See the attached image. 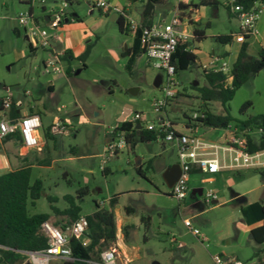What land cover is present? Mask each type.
<instances>
[{
    "label": "rangeland",
    "instance_id": "rangeland-1",
    "mask_svg": "<svg viewBox=\"0 0 264 264\" xmlns=\"http://www.w3.org/2000/svg\"><path fill=\"white\" fill-rule=\"evenodd\" d=\"M44 1L33 2L38 17L42 14L41 7L47 10L55 7L54 0ZM200 1L167 0L160 5L163 21L155 19V23L170 21L178 11L181 20L186 21L188 33L194 28L209 33L203 41L204 50L209 53L215 50L219 54L232 43L222 44L212 35L238 31L237 22L228 9L231 0H217L216 7L200 6ZM180 2L194 8L198 6L201 11L205 9L201 22L190 24L189 9L179 11ZM140 4L132 7L136 19L140 16ZM29 8L26 0H0V96L6 94L4 87H8L14 99L24 104L39 98L40 107L46 110L44 124L58 120L72 124L69 134L46 137L48 147L42 157L44 162L35 167L31 175V182L36 179L43 182V195L33 206L29 204L30 214L49 215L50 223L60 225L69 221L64 211L70 202L80 207L79 216H89L96 210L95 203L109 208V199L117 196L114 213L121 229L114 244L99 252L96 249L94 260L97 262L101 263L102 252L109 248L120 251L117 264H214L215 255L243 264L263 261L264 242L251 238L249 230V226L256 223L250 204L264 203V180L255 172L260 169L191 174L188 196L178 201L170 194L164 180L169 166L179 164L175 142H145L136 138L133 150L125 145L117 152H105L108 132L118 127L115 112L124 110L126 103L142 114L143 129L144 124L158 125L159 120L167 116L176 124L178 133H189L183 125L190 123L192 113L200 106L199 92L192 88L193 83L198 82L200 88L207 85L199 62L177 72L179 92L174 104L167 108L166 115L157 114L152 99L160 97L161 92L155 88L154 81L158 74L163 76L165 72L155 68L143 55L133 68H127L125 55L121 56L123 59L119 56V60H114L113 53L121 54L125 43H122L118 24L111 21L110 16H100L95 10L90 16L83 6H75L82 20L64 32L74 34L78 43L91 44L92 50L85 62L79 58L68 62L59 61L48 48L30 53L24 29L17 21L18 15ZM124 9L129 15V9ZM40 17L39 24L43 25V15ZM260 21L264 29V10ZM13 25L17 26L19 35L14 33ZM83 32L87 36L84 37ZM187 42L196 43L192 38ZM86 47L85 44L84 51ZM223 59L231 63L230 59ZM49 62L53 65L45 70ZM68 66L73 72L71 75L67 74ZM50 85H54V89L49 90ZM247 102L251 105L242 113L241 108ZM229 107L236 121L264 114V70L235 92ZM211 109L215 114L223 113L218 102H213ZM198 124L192 126L200 127ZM198 135L201 140L216 144H222L224 137H228L227 131L214 128L200 130ZM103 169H107L106 173ZM207 177H213L214 182L203 184L201 180ZM198 187L214 191L217 202L206 203L204 196L193 194L192 190ZM51 207L58 212L53 213ZM126 207L134 212L126 214ZM143 217L149 218L147 226L141 221ZM185 219L191 220L206 241L201 242L200 237L192 234L184 224ZM61 262L53 260L51 264Z\"/></svg>",
    "mask_w": 264,
    "mask_h": 264
},
{
    "label": "built area",
    "instance_id": "built-area-1",
    "mask_svg": "<svg viewBox=\"0 0 264 264\" xmlns=\"http://www.w3.org/2000/svg\"><path fill=\"white\" fill-rule=\"evenodd\" d=\"M30 6L34 0H26ZM41 3H45L41 0ZM55 7L45 10L48 20L43 21V25L39 24L36 17L31 11L22 12L18 15L17 21L24 29V38L29 43L32 49L49 48L53 40H60V30L66 23L76 21L74 10L75 6L85 4L92 10H96L103 16L117 15L124 19V26L130 33L137 35L141 47L148 61L153 63L154 67L163 70L165 75L162 76V81L159 86L161 96L153 98V110L157 114H165L171 102L176 98L179 92L178 83L176 80V65L173 62V56L176 53L178 39L187 41V33L184 28L181 31L177 30V26L182 24L178 11L175 12L171 21L164 27L150 26L144 27L132 20L126 9L118 7L111 0H54ZM231 12L235 13L239 27L238 31L232 36L239 43L244 44L251 37L259 35L258 20L264 9L262 0H253L249 6L240 3L239 0H231L228 4ZM53 65L49 62L45 65V70L48 66ZM207 71L220 72L226 78V83L232 81V66L229 65L223 58L216 57L212 66H204ZM11 102L9 99L3 100V109L10 110ZM203 113L198 110L192 113L189 119V133H178L170 119L165 116L159 120V124L146 123L145 130L158 132L156 141L162 143L175 142L177 145V156L181 167V175L176 183L170 189V194L178 201L184 200L189 193L188 183L191 177V169L196 168L200 174L213 175L220 172L222 169H264V149L259 151H249L246 135H255L264 139V129L255 127L253 129L243 130L236 126L228 128V140L224 144H216L206 142L199 138L197 127L192 124L198 123L196 120L202 118ZM132 122H141L142 114L133 113ZM200 125V124H198ZM201 126V125H200ZM42 129V121L38 115H27L18 119L3 118L0 120V140L7 137L17 135L21 146L26 150L40 149L41 142L39 139V131ZM68 126L63 121L53 123L49 132L52 135L65 134ZM113 137V135H115ZM109 142L105 148V152H117L125 145V138L122 134L117 133L116 128L108 132ZM220 152H228L233 154V158L228 159L223 156L220 159ZM203 184H212L213 179L207 177L202 179ZM202 196L205 202H217V195L211 189L205 190ZM102 204V203H101ZM185 226L196 237H200L201 242L206 241L205 237H201L198 229L194 228L191 220H184ZM89 223L86 216H80L79 219L71 224L58 227L49 221L43 222L41 230L46 236L48 246L40 251L26 252V259L22 264H51L53 260L70 259L72 251L69 246L70 240L75 239L83 247H87L90 241L87 237ZM119 251L117 248H109L102 252L100 264H117ZM214 264H243L234 259L225 258L221 255L213 257Z\"/></svg>",
    "mask_w": 264,
    "mask_h": 264
},
{
    "label": "trees",
    "instance_id": "trees-1",
    "mask_svg": "<svg viewBox=\"0 0 264 264\" xmlns=\"http://www.w3.org/2000/svg\"><path fill=\"white\" fill-rule=\"evenodd\" d=\"M137 0H131L135 2ZM253 0H239L245 6H249ZM264 2V0H262ZM143 3V23L144 27L152 25L155 9L157 6L164 5L167 0H141ZM200 6H218L217 0H201ZM179 11H186L190 8L189 5L179 3ZM229 9V7H228ZM183 14V13H182ZM190 24H194L191 20ZM117 24L121 32H128L124 26V19L117 18ZM17 34V30H14ZM193 36L195 41H203L205 31L198 28L193 29ZM215 39L227 44L232 40L231 35H219ZM135 45L141 46L139 32L136 35ZM188 42L178 39L176 53L173 56V62L176 65V74L179 70H185L190 65L195 63L197 57L188 49ZM141 48V47H140ZM137 47L134 50V55L143 52V49ZM248 44H242L238 57L232 65V81L230 84L226 83L225 76L220 72L207 71L204 72V77L207 85L200 88L193 87L199 92L201 104L199 110L203 113L202 118L196 121L205 128H214L220 130H227L233 124L239 129L248 130L255 127L264 129V114L249 116L243 120L236 121L230 114L229 104L233 100L235 92L241 88L251 78L257 76L264 70V49L259 52L258 58H249L247 53ZM92 45L86 47L84 53L78 58L85 62L89 57ZM30 53L35 52L29 46ZM70 52L66 51L63 58L67 59ZM71 69L67 70V74L71 75ZM211 102H218L223 109L222 114H215L210 108ZM251 103L247 102L241 108L243 113ZM3 106L0 100V108ZM12 110L15 108L13 106ZM141 122L124 121L118 125L116 131L122 133L125 138L126 145L132 150L135 147L136 138L141 141L153 142L156 141L158 132L148 131L143 128L137 130V125ZM190 126V124H189ZM15 136V135H14ZM17 136V135H16ZM47 137L52 138L51 135ZM247 144L249 151H259L264 149V139L258 137V141L253 140L252 135L247 134ZM107 169H103L106 173ZM260 174L264 180V169L255 171ZM142 174V171H139ZM199 173L196 168L191 169V174ZM32 168L30 166L19 168L8 173L0 175V264H22L26 259V252H35L45 249L48 246L46 236L41 230L43 222L49 221L50 216L46 214H29L28 206L34 205V202L43 195V182L36 179L31 182ZM84 194H81V196ZM118 202V197L113 196L109 199V208H104L100 203H95L96 210L89 216H86L89 227L87 237L90 244L83 247L75 239H71L69 246L72 254L70 259L62 260L61 264H89L97 251L103 250L104 247H109L116 242L117 239V225L115 219L114 208ZM53 213L58 212V209L51 207ZM249 209L256 222H261V225L250 232L259 243L264 242V203L254 202L250 204ZM126 214H131L133 209L126 207ZM64 213L69 217L67 224L79 219L80 207L70 202L68 209ZM148 217L141 218L145 226L148 225ZM66 224V225H67ZM60 227L59 225H56ZM63 227V226H61ZM126 233L124 232V235ZM264 253L263 251H261ZM259 264H264V260L259 261Z\"/></svg>",
    "mask_w": 264,
    "mask_h": 264
},
{
    "label": "crops",
    "instance_id": "crops-1",
    "mask_svg": "<svg viewBox=\"0 0 264 264\" xmlns=\"http://www.w3.org/2000/svg\"><path fill=\"white\" fill-rule=\"evenodd\" d=\"M111 1L114 5H116L118 7H121V8L127 7V9H129L128 13L131 17L129 15L128 16L132 20L139 23L140 25L143 23V3L141 2V0H137L135 2H131V0H111ZM138 2L141 3L140 4L141 8L139 10L140 16L138 17V19H136V17H133V14L131 11H132V7H134V5L136 3L138 4ZM180 3H183V2H180ZM78 6L79 7L83 6L90 16L93 15L94 12L96 11V10L95 11L92 10L91 8H89L85 4H79ZM30 8H31V11L34 14V16L36 17L38 22H39V19L41 18L40 17L41 15H43L42 20L45 19V17H46V13H45L46 8L45 7H41L42 14L39 17L36 16L34 13V4H32L30 6ZM73 10H74L76 21L71 22V23H66L65 25H63V27L60 30V40H53L50 47L48 48V49H51L53 51L54 55L58 56L59 61L63 60V61L70 62V61L78 58L82 53H84V49H85L84 45L85 44L89 45V43H78V40L76 39L74 34H70V33L67 34L66 33V31H68L71 26H73L74 24H78L79 21L82 20V17L80 16V12H78V10L76 8ZM162 10H163L162 6L156 7L151 26L164 27L171 21L170 20L168 22L161 23V24L155 23V19H156V21H159V22L163 21L162 16L160 17V15H162V13H161ZM175 12H174V14H175ZM229 12H230V16H232L234 18V20L237 22V30H238V27H239L238 18H237L235 13L230 11V9H229ZM215 13L218 15L219 11L216 9ZM98 14L100 16H103L99 12H98ZM174 14H173V16H174ZM204 15H205V9H202V11H201L198 8V6H195V8L194 7L189 8V21L191 20L192 22H194L196 24L200 23L201 18ZM112 17H114V15L110 16V20ZM114 22L117 23V20ZM182 23H184V21H182ZM186 26H187V24L185 21L184 24L177 26V30L181 31V28H184L186 30ZM258 29H259V35L256 37H251L250 39H248L246 41V43L248 44L247 53H248L249 58H258L259 52L262 49H264V29L261 25L260 18L258 20ZM14 30H17V32H18L17 35H19V30L17 29L16 25H13V31ZM64 30H66V31L64 32ZM236 32L237 31H235V32L231 31L230 33H218V34L212 35V37L215 38L219 35H231V36H233ZM186 33L188 36L187 39L188 38H192V39L194 38L193 31L191 33H188L186 30ZM83 36L84 37L87 36L86 32H83ZM121 36L123 38L122 43H125V45H124L125 49L119 55L114 52L113 54L116 57V59H114V60H119V56L121 57L122 55H125L127 68H131L132 66L138 64V61L141 59V56L142 55L145 56V54H144V52H141L137 55H134V50L137 47H139V48L141 47V46L135 45V39H136L135 34L130 33L128 31V32H121ZM205 36L206 37L209 36V33H207L206 31H205ZM87 41L88 40H86V42ZM203 41H199V42L196 41L195 44L189 43V45H188L189 51H191L197 57L196 61L199 62L200 66L203 69V72H205L204 66L211 67L212 62L216 57H218V58L226 57L227 59H230L231 63L229 65L232 66L235 63V61L238 57L240 48L242 46L241 44L237 43L232 37V40L230 41V43H232V44L230 46H225L221 50L222 51L221 53L218 54V53H216L215 50H213L211 53H209L208 51L204 50ZM55 42H58V43H55ZM55 44H58L59 47L57 45L55 46ZM53 45L55 47H53ZM66 51L70 52L71 55L68 56L67 59H64L63 56H64ZM33 53H35V52H33ZM33 53H31V54H33ZM90 54H91V52H90ZM135 56H136V58H135ZM121 58L123 59V57H121ZM68 67H69L68 69H71L70 66H68ZM48 89L49 90L54 89V85H50L48 87ZM156 89H158V88H156ZM4 91L6 92V94L1 95L0 100H2V102H3V100L9 99L11 102V108H10V110L5 111L3 109V106H1V108H0V120L3 118L18 119V118H21V117H24L27 115H38L42 121V130L39 131V139L41 142V147L38 150L37 149H31V150L24 149L20 144L19 137L16 135L7 137L6 139H3V140H0V175L8 173V172L16 170V169H19V168L27 167V166H30L32 168V172H33V169L35 167L40 166L44 162V159H42V157L44 156V150L48 147L46 137H47V135H51L53 137V135L49 132V128L55 121L54 122L52 121L51 122L52 124L51 123H49L47 125L44 124L43 121H44V118H46V110L44 108L40 107L39 98H32V101H29L26 104H24L23 102L16 101L14 99V97L11 94V92L9 91L8 87H4ZM26 94L28 96V94H30V93H26ZM197 99H198V101H200V104H201L200 98H197ZM173 101L171 102L169 107H171L174 104ZM212 104H213V102L210 103V108H212ZM13 106L15 108L14 111L12 110ZM124 108H125L124 110L120 109V110H117L115 112L114 118L116 121V127L124 121L131 120L133 113L136 112L130 103H126L124 105ZM55 120H56V118H55ZM63 122H65L68 126L67 133H65V134H69V129L72 127V124L68 121H63ZM173 125H174L175 130L178 131L176 129V124H173ZM232 126L233 125H231V127ZM183 128L187 132H189V123H185L183 125ZM207 129H209V128H205L202 126L197 127L198 134H199L200 130H207ZM107 137H108V135H107ZM252 137H253V140L255 142L258 141L257 136L252 135ZM223 140H224V142L222 144H224L228 140V137L225 136ZM223 156H225V158L228 159L229 157L233 158L234 155L231 154V156H230L228 152H224V153L220 152V159ZM169 167H171V166H169ZM222 170H230V169H222ZM244 170L246 171L248 169H244ZM211 178L213 179V182H214V178L213 177H211ZM199 188H201V187L194 188V189H199ZM196 194L199 195L198 193H196ZM29 214H30V212H29ZM31 215H33V214H31ZM50 220H52L51 217L49 219V222H50ZM66 224L67 223H63V224H60L59 226L61 227V226H64ZM116 225H117V236H118V230L121 229V227L119 225V221L116 222ZM260 225H261V222H256L254 225L249 226V230L251 231L252 229L259 227ZM119 254H120V251H119ZM89 264H100V262L95 261L94 256H93L92 260L89 261Z\"/></svg>",
    "mask_w": 264,
    "mask_h": 264
},
{
    "label": "water",
    "instance_id": "water-1",
    "mask_svg": "<svg viewBox=\"0 0 264 264\" xmlns=\"http://www.w3.org/2000/svg\"><path fill=\"white\" fill-rule=\"evenodd\" d=\"M117 18H118V16H117V15H114V17H112L111 20H112V21H116ZM44 20L47 21V20H48V17H45ZM161 81H162V75L159 74V75H157L156 78H155L154 86H155L156 88H159V86H160V84H161ZM197 85H198V82H194V83H193V86H194V87H196ZM132 93H134V92H132ZM126 114H127V113H126ZM136 128H137V130H141L142 126H141V125H137ZM140 163H141V162H140V159H137V165H140ZM180 175H181V167H180V164H175V165L169 167V168L166 170L165 174H164V180H165L167 186H168L169 188H171V187L173 186V184L177 182V180L179 179ZM192 192H193V194L198 193V194L201 196V195H202V192H203V189H202V188H199V189H193ZM214 203H215V202H214ZM252 237H253V236L251 235V238H252Z\"/></svg>",
    "mask_w": 264,
    "mask_h": 264
}]
</instances>
